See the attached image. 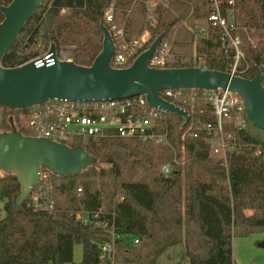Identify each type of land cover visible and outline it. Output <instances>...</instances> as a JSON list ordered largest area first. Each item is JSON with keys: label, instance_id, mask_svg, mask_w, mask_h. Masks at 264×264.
I'll return each instance as SVG.
<instances>
[{"label": "trees", "instance_id": "16d2710c", "mask_svg": "<svg viewBox=\"0 0 264 264\" xmlns=\"http://www.w3.org/2000/svg\"><path fill=\"white\" fill-rule=\"evenodd\" d=\"M11 1L0 0V6ZM145 1L43 0L1 65L28 62L35 56L38 38L46 44L75 45L74 62L91 65L102 48L104 11L112 6L113 20L122 25L127 40L148 30L151 38L146 46L161 35V39H174V52L186 54L195 49L204 57V67L229 70L235 49L227 46L222 28L208 20L209 0L157 2L153 25L147 24ZM229 1L220 0V12L227 17L232 9L236 28L231 34L243 45L237 75L252 78L257 66L264 70V0ZM199 24L205 28L204 35L195 40L189 27ZM192 90L191 119L215 122L203 89ZM29 110L0 107V133L29 135L25 117ZM183 123V117L167 113L159 126L168 130L171 146L123 137L69 141L66 145L82 147L94 160L77 173L50 172L46 178L53 196L50 211L34 208L28 204L29 197L18 208L21 186L17 176L8 172L0 177L4 211L0 264H101L98 244L103 242L114 244L117 264H155L165 248L182 243L188 264H232V239L264 231V158L254 154L257 145L264 151V130L247 120L243 131L234 132L231 123L224 122V135H235L238 145L227 151L224 165L209 155L210 136L205 131L181 140ZM182 145L183 165L173 164L178 171L165 177L161 165L172 163L174 156L180 160ZM81 211L91 218L93 213L100 216L91 223L82 222L77 219ZM104 219L113 222V233L98 223ZM75 244L82 246L77 262L73 260Z\"/></svg>", "mask_w": 264, "mask_h": 264}, {"label": "water", "instance_id": "95a60500", "mask_svg": "<svg viewBox=\"0 0 264 264\" xmlns=\"http://www.w3.org/2000/svg\"><path fill=\"white\" fill-rule=\"evenodd\" d=\"M42 1L12 0L0 6L3 14L0 22V107L28 108L52 99H124L144 94L151 106L183 117L186 124L190 118L188 112L162 99V90L226 89L241 96L250 124L264 130V86L260 69H256L252 78H245L204 66L148 67L147 60L161 41V35L125 68L111 66L115 46L110 31L103 24L100 26L103 33L101 51L89 66L55 60L49 66L36 67L34 61H28L15 67H3L2 58ZM54 50L52 43L49 51ZM93 160L82 147L72 148L19 132L0 133V168L15 174L19 180L18 208L37 182L41 167L58 175L73 174L85 169Z\"/></svg>", "mask_w": 264, "mask_h": 264}, {"label": "built area", "instance_id": "2783aa9c", "mask_svg": "<svg viewBox=\"0 0 264 264\" xmlns=\"http://www.w3.org/2000/svg\"><path fill=\"white\" fill-rule=\"evenodd\" d=\"M166 0H146V20L147 24L153 25V11L157 2ZM230 4L233 0L229 1ZM210 13L208 20L212 26H219L223 30V39L228 42L229 47L235 49L233 64L229 66L231 74L237 75L241 70H237V64L242 57V51L239 49L240 40L233 36L231 31L236 28L232 9L228 10L227 17L220 12V0H209ZM232 17V19H228ZM103 25L111 33L114 41V53L111 59V66L114 68H125L131 65L133 60L145 49L149 41V34L143 33L138 38L127 40L122 26L113 20V7L109 6L103 14ZM53 42L47 44L41 41L45 49L29 61H34L36 67L43 65H52L57 61H73L75 45H55L54 52H50V46ZM204 57L193 54L184 56L173 51L172 42L161 39L158 46L147 60V66L151 68H169L181 66H203ZM264 72L263 67L257 66ZM256 68V69H257ZM182 88H167L160 92L162 99L172 103L174 106L182 108L190 115L188 126L181 130V140L186 136L198 137L199 131H205L210 136L209 155L221 159L226 165V153L228 150L238 146L235 135H224V122L231 123L234 132L243 131L247 125L244 101L241 96L229 90H203L205 101L211 105V110L215 116V122H202L191 119V111L194 104V93H187ZM190 110H188L187 108ZM168 112L159 106H151L144 94L135 95L124 99H100V100H60L52 99L43 103L30 106L29 112L25 115L26 123L29 128V135L42 137L55 142L67 144L69 141L80 139H101L106 137L133 138L139 141H146L155 144L170 145V134L168 130L159 129L164 122L165 115ZM181 157L173 158L172 163L166 162L161 165V172L165 177L175 174L178 170L173 164L183 165L184 146H181ZM254 154L264 158V151L260 145L255 147ZM50 175L48 169L40 168L39 178L31 188L27 197L28 204L36 209H52L53 196L51 186L46 178ZM81 189L79 188L78 191ZM99 213H93L92 218L86 211H81L77 219L82 222H92V219L99 217ZM101 227L107 228L112 232L113 222L108 224L104 220L98 222ZM113 233V232H112ZM137 239L134 240L137 243ZM98 258L101 264H117L114 261L115 247L112 242H103L98 244Z\"/></svg>", "mask_w": 264, "mask_h": 264}, {"label": "rangeland", "instance_id": "374dc122", "mask_svg": "<svg viewBox=\"0 0 264 264\" xmlns=\"http://www.w3.org/2000/svg\"><path fill=\"white\" fill-rule=\"evenodd\" d=\"M228 19L230 20L232 19V17H228ZM198 27H200L201 29H199ZM189 29L194 32L195 40L199 36L204 35L205 28H203L202 25L200 24L196 28L189 27ZM145 31H147L146 33L147 36L149 34L148 38L150 40L151 38L150 32L148 30H144L143 32L144 34ZM195 40L193 41L194 42L193 44H195ZM168 41L172 42V44L174 45V39ZM249 41L254 44H256L257 42L254 39H250ZM44 49L45 47L43 48L41 44V40L38 38L35 46L33 47L35 53L34 55L37 56ZM239 49L242 51V55H243V45L241 44V40H240ZM193 54L201 55L198 54L195 51V49H193L191 53H186L183 55L191 56ZM100 164L103 163H98V165ZM7 173H8L7 170L0 168V177L6 175ZM3 216H4L3 202L1 201L0 218ZM81 257H82V246L81 244H75L73 247V260L75 262L80 261ZM155 264H188V260L184 254V250L182 246L176 244L174 246L165 248L163 252H161V254L157 257ZM232 264H264V231L252 234L248 237H234L232 239Z\"/></svg>", "mask_w": 264, "mask_h": 264}, {"label": "crops", "instance_id": "0c3cea01", "mask_svg": "<svg viewBox=\"0 0 264 264\" xmlns=\"http://www.w3.org/2000/svg\"><path fill=\"white\" fill-rule=\"evenodd\" d=\"M180 246H182V248H183V250H184V245H183V243L182 244H179Z\"/></svg>", "mask_w": 264, "mask_h": 264}]
</instances>
